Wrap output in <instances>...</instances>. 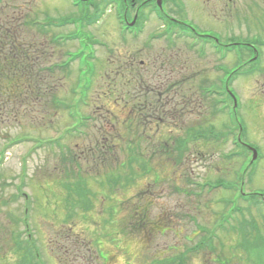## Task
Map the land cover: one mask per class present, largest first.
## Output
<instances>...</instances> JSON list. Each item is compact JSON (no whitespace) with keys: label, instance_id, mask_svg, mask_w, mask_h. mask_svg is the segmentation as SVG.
Segmentation results:
<instances>
[{"label":"rangeland","instance_id":"1","mask_svg":"<svg viewBox=\"0 0 264 264\" xmlns=\"http://www.w3.org/2000/svg\"><path fill=\"white\" fill-rule=\"evenodd\" d=\"M3 1L10 6L2 5ZM141 1L146 0H135L137 5L132 10L129 7L130 19L137 7H144ZM181 1L186 10L174 12L188 15L195 22L191 24L198 32L221 35L223 38L234 36L236 42L250 39L261 52L262 59L259 57L260 62L253 68L254 75L248 77L243 74L232 83L240 95L239 111L244 123L239 139L244 145L250 143L257 149L253 164L247 166L251 152L233 144L237 133L235 124L216 113L208 98L202 100L199 96L198 87L212 83L220 75L215 64L224 65V61L219 60L211 50L200 55V47H190L193 40L182 37L173 40L177 34L171 38L160 37L158 34L166 27L145 7L144 13L139 10L147 17L143 20L142 16V32L136 36L128 33L127 39L120 40V25L112 7L95 0L105 12L98 22L82 30L90 35L91 40L105 41L107 45L91 46L98 71L89 96L71 95L70 88L77 87L75 67L64 72L56 70L52 77L40 76L42 91L47 89L44 98L41 95L27 100L9 113L8 100L0 90V264H20L22 249H29L28 255H34V249H30L32 245L23 241L27 233L35 242L33 245L39 251L38 256L47 264H220L217 259H228L227 264H250L245 255L239 253V231L229 232L226 229L229 230L238 218L242 226L249 228V220L253 218L261 222L264 213V204L256 201V198L261 200L262 197L247 200L239 197V193L251 192L264 197V0H224L226 2L221 4L216 0ZM168 6L166 3V10ZM75 12L70 0H0V30L6 27V20H11L10 17L21 15L22 22L16 31H20L23 45L26 48L41 47L40 43L47 42L50 45L57 30L49 26L40 31L37 26L30 27L27 23L52 18L67 19ZM66 26L62 27L61 34L70 36L77 30L75 26L69 25L67 29ZM78 42L73 41L68 48H88L86 41L81 45ZM206 48L208 50V46ZM62 50L58 46L46 47L43 51L52 59L46 65L57 62ZM166 58L170 61H165ZM132 59L137 67L140 60L148 66L145 79L141 82L145 87L158 85L149 77L150 67L161 64L166 68L168 66V70L169 64H173L180 68L177 74L171 73L165 80L166 90L165 83L158 90L173 95L170 90L173 88L176 96L186 94L191 98L197 96V99L170 101L169 106H173H170L167 119L174 127L157 129L155 122L144 120L151 115H137L135 120L134 116H128L127 111H123L122 100L134 103V86L138 83L133 86L127 82L123 89H113V86L109 89L108 71L114 69V64L128 65ZM226 62L231 65V57ZM113 81L120 86L119 79ZM7 82L0 64V88L6 87ZM81 96V101L87 103L80 101L79 112L88 117L87 122L84 120L87 126L77 124V116L73 119L68 117L66 110L54 107L50 101L54 97L74 104ZM110 108L117 115L109 117L111 113L106 111ZM129 117L133 118V129L123 126L124 120ZM72 121L78 125L73 129H80L81 132L73 133H80V136L66 135L60 143L61 148L53 143L37 151L33 148L35 141L23 138L37 139L39 135L54 138L58 135L54 131L56 128ZM100 128H105L101 134L105 135L103 144L106 145L94 142L98 135L90 129L97 132ZM202 133L204 135L200 138L198 135ZM212 133L218 138H214ZM223 136L226 138L222 142ZM166 143L171 147L169 153L164 151L167 148L161 147ZM178 143H182L181 147H177ZM90 145L95 146L92 149ZM130 152L138 153L140 158L130 159ZM128 160L132 164L126 165ZM107 166H111V174L118 177L115 187L105 186L103 178L97 176ZM143 168L149 169V172ZM54 177L72 187L74 183L87 179L93 192L91 209L76 211L78 207L72 206L65 189L59 184L57 187L58 181L54 182ZM234 183L239 186V193L229 187ZM114 189H117L115 196L119 198L115 205L121 201L119 204L123 202L128 210L127 199L140 192L144 215L149 223L154 222L157 227H154L153 233L148 229L136 236L130 233L125 220L126 209L114 214L107 208L106 215L98 217L103 210L102 204L111 201ZM21 192L29 194V198H24ZM233 206L236 210H232ZM141 207L138 204L139 210ZM100 220L103 222L100 223ZM259 224V234L264 237V223ZM193 232L196 235H192ZM260 235L255 236L251 244L258 251L264 249ZM207 239L212 242L210 248H194L199 241Z\"/></svg>","mask_w":264,"mask_h":264},{"label":"flooded vegetation","instance_id":"2","mask_svg":"<svg viewBox=\"0 0 264 264\" xmlns=\"http://www.w3.org/2000/svg\"><path fill=\"white\" fill-rule=\"evenodd\" d=\"M216 1L220 4L226 2L224 0H216ZM151 2L154 3V5L151 6L149 14L155 16L159 20L167 21V22H169L170 25L188 26L187 24H190V22L195 23L192 19L189 18L188 15L181 16V15L176 14L174 12L176 10L179 13H182L183 11L186 10L185 9L186 6L184 5V3L181 0L176 1V2H174V0H161V2L156 1L157 4H156L155 0H152ZM166 3L169 4L168 10H166V8H165ZM121 4L123 7L124 14L128 11L129 7L132 10L136 6V2L134 0H130V1L121 0ZM225 6H226V4H225ZM116 7H117V5H116ZM143 8L140 9V7H137V11L134 12L131 21L129 19H127L128 22H126V24L128 25L130 32L133 30L139 31V33L142 32V24H143L144 19L142 20L143 14H140L139 10L141 13H144ZM221 14H222V12H221ZM221 17H222V15H221ZM126 18H128V17H126ZM234 38H235L234 36L230 37V39H231L230 44H233L235 42ZM218 57H219V55H218ZM230 57H231V61L233 64V66H232L233 68L231 69V71L226 76V84L232 90V92L235 95H237L238 91L232 86V83L236 79L239 78L238 54H235L233 52L230 54ZM219 60H221V59H219ZM130 61L131 62H129L128 65H126V64H118V65L114 64V69L109 70V72H111V74L108 72L109 84H110L109 89H112L111 86H113V89H117V88L123 89L124 85L127 82L131 83L133 86H134V84L138 83L137 86H134V87H136L135 108H134L136 111V115H140V116H144L146 114L148 116L151 115L150 117H148V119H145V120H149L151 122L168 121L167 118H168V115L170 114L169 109H170V106H173V104L169 106L170 101L173 102V100H192V99L196 100L197 99L196 96L191 98V96H186V94L176 96L175 90L173 88L170 89L173 91V95L168 94V93L165 94V92H161L158 90L163 85V83H165V86H166L165 90H166L167 83L165 82V80L169 79L171 73H172V75H174L175 73L177 74L176 71L178 69H180V68H177L176 66H174L173 64H169L168 70H166L168 68V66L166 68L165 65H161V64L150 67L151 75L149 77L152 78L154 83L158 82V85L155 84L152 87H149V86L145 87L143 85V83H141V82L144 81V79H145V76H146L147 70H148V66H145V64L143 63L142 60L139 61V67H137V65L133 62V61H135L134 59H132ZM165 61H170V58H166ZM221 66L222 65H220V66L217 65V63L215 64L216 70L220 72V75L215 77V80H214L215 86H220V84H222V82H223L222 77H221L222 76ZM183 69L184 68H182V70ZM93 73H96V71L94 70ZM162 74L164 75L163 77H162ZM93 78H94V76H93ZM183 78H184V75H183ZM187 78L190 79L191 76H187ZM115 79L120 80V86H118L116 82H114V81L112 82V80H115ZM173 85H174V83L172 84V86ZM141 90H144V91H141ZM109 92L113 93V92H111V90H109ZM120 92H121V90H120ZM215 92L222 93V90L216 88ZM163 94H165V95H163ZM199 96L202 100H207V97L205 95H203L202 92H199ZM200 98H199V100H200ZM215 100H216V102L218 101V103H217L218 105L216 104V108L219 109L220 111H222V108H223L222 97H218ZM171 113H173V112H171ZM90 130L93 133L95 132L94 129H90ZM97 132L103 138L105 137V135L101 134V132H102L101 129H97ZM99 141H101V140H98V142ZM101 142H103V141H101Z\"/></svg>","mask_w":264,"mask_h":264},{"label":"trees","instance_id":"3","mask_svg":"<svg viewBox=\"0 0 264 264\" xmlns=\"http://www.w3.org/2000/svg\"><path fill=\"white\" fill-rule=\"evenodd\" d=\"M21 19L22 17L19 15L17 18L6 20V27L0 30V64L2 65L3 73L8 79L6 87H1L0 90L8 100V113L12 108L14 109L30 100L32 88H34V85L36 87L38 85L36 66L43 62V57L45 56V52L43 53L45 48L42 43L39 44L41 47L32 46V48H26L23 45L20 31H16L17 28L19 29ZM7 45L9 46L7 47ZM132 203H135V201ZM134 213L136 212L132 211V216ZM134 221L137 225L136 227L146 226L144 228H151L145 218H139L137 221L134 219ZM251 222L248 225H253L250 229L253 231L246 232L242 228L240 229L237 243L239 253L245 255V258L252 264H264V249L258 251L257 247L245 245L246 243L252 244L253 238L259 235L255 222ZM261 257H263L262 260L259 259ZM255 258L258 259L255 261ZM223 264H226V262Z\"/></svg>","mask_w":264,"mask_h":264}]
</instances>
